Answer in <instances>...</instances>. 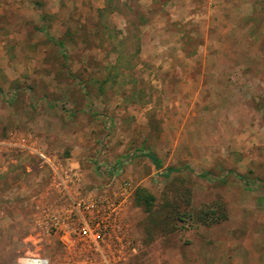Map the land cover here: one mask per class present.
I'll return each instance as SVG.
<instances>
[{
    "label": "rangeland",
    "instance_id": "obj_1",
    "mask_svg": "<svg viewBox=\"0 0 264 264\" xmlns=\"http://www.w3.org/2000/svg\"><path fill=\"white\" fill-rule=\"evenodd\" d=\"M36 152L130 184L129 264H264V0H0V264L61 258Z\"/></svg>",
    "mask_w": 264,
    "mask_h": 264
},
{
    "label": "built area",
    "instance_id": "obj_2",
    "mask_svg": "<svg viewBox=\"0 0 264 264\" xmlns=\"http://www.w3.org/2000/svg\"><path fill=\"white\" fill-rule=\"evenodd\" d=\"M35 154L51 171L37 210L41 229L59 245L56 264H129L138 250L127 218L130 184L84 191L73 162ZM20 264L53 263L47 256L31 255Z\"/></svg>",
    "mask_w": 264,
    "mask_h": 264
},
{
    "label": "trees",
    "instance_id": "obj_3",
    "mask_svg": "<svg viewBox=\"0 0 264 264\" xmlns=\"http://www.w3.org/2000/svg\"><path fill=\"white\" fill-rule=\"evenodd\" d=\"M58 44L60 47H63V44L61 42H59ZM143 155L145 157L149 158L157 169L161 168V166H162L161 161L157 158L156 155H154L153 153H151L149 151L144 152ZM172 171H173L172 169H168L166 176L168 175L169 172H172ZM201 177H206V175L202 174ZM136 201H138V203L142 207H144L146 210L151 211V209L155 203V198L151 194H149L145 191H142V192L137 194Z\"/></svg>",
    "mask_w": 264,
    "mask_h": 264
}]
</instances>
